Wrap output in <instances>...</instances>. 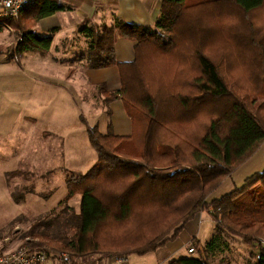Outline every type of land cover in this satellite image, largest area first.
Listing matches in <instances>:
<instances>
[{"label": "trees", "instance_id": "1", "mask_svg": "<svg viewBox=\"0 0 264 264\" xmlns=\"http://www.w3.org/2000/svg\"><path fill=\"white\" fill-rule=\"evenodd\" d=\"M204 6L217 11L218 27L229 13L239 18L240 26L232 25L233 38L245 42L255 73L245 85V97L231 88L220 64L202 46L211 33L209 18L199 15ZM261 8L264 0H162L154 27L121 18L83 27L87 50L77 58L87 68L117 65L120 71L119 88L110 89L105 82L96 85L99 106L112 116L111 104L121 100L133 129L130 134L116 133L110 121L103 133L82 116L98 158L86 172L67 176V198L80 194V210L65 199L58 209L33 221L29 235L50 239L56 246L51 251L67 252L76 264L95 255L146 254L175 239L207 208L215 222L214 235L205 245L195 243L196 255L168 264H213L212 258L230 248L232 237L259 243L251 264H264V171L243 187L208 200L264 141V27L251 16ZM67 9L62 0H34L20 14L37 25ZM19 15H0V33L17 24ZM186 32L194 50L179 41ZM222 33L230 40L224 25ZM118 36L135 42L133 60H118ZM53 39L52 33L40 35L22 27L11 62L21 65L27 52H48ZM172 61L174 73L163 74L170 83H153L156 76L150 77L145 64L160 63L164 70ZM199 117L206 125L197 130L190 122Z\"/></svg>", "mask_w": 264, "mask_h": 264}, {"label": "rangeland", "instance_id": "2", "mask_svg": "<svg viewBox=\"0 0 264 264\" xmlns=\"http://www.w3.org/2000/svg\"><path fill=\"white\" fill-rule=\"evenodd\" d=\"M23 13L18 14L17 24L0 33V248L8 250L20 245L32 244L35 247L54 249L56 246L53 241L41 236L33 237L29 235V229L33 221L58 209L61 202L68 199L66 180L68 174L84 173L97 161V152L88 139L87 125L82 122L80 115L87 121V119L91 120L90 117L95 114L92 106L97 105L94 98L97 96V89L94 92L95 83L93 82L107 80L110 88H114L118 84L119 75L114 68L89 69L84 79L67 80L61 74L63 65L53 58L57 55L54 49L48 56H42L40 52H27L21 60V65L12 63L11 59L16 54L22 27L36 29L40 35L54 33L50 28L55 25L48 20L36 25V22L29 20ZM216 13L214 9L205 6L199 10V15L205 20L209 18L211 23L209 25L205 22L210 26L211 33L203 39L202 46L220 64L221 71L231 88L245 97V85H249L247 81L253 78L252 74L255 75V73L248 60L245 42L240 43L233 38L234 27L240 26L239 18L229 13L218 27ZM211 14H213L212 19ZM195 15L198 16L197 11ZM251 16L260 28L264 27V8L252 12ZM65 17L74 20L73 14H67ZM223 25L226 37L230 34V40L226 39L222 33ZM73 35L74 33L71 34ZM63 36H56L54 45L64 39L65 36ZM184 36L179 40L180 43L194 50L192 41L186 37L187 32ZM66 40L61 43V50L69 47L70 40ZM121 41H125L124 45L128 43L132 51V40ZM129 57L134 58V55L131 54ZM78 64L81 63L78 62ZM154 64V62L145 64L151 72L150 77L156 76L155 81L152 80V82L156 85H168L170 80L164 79L163 74L172 75L176 62H170L164 70H160V63ZM55 67L60 74L50 73ZM74 72L76 74L81 70L77 66ZM39 75H45L48 78L42 81L43 83H56L62 88H68L73 97V108L71 109L70 105L64 107L59 103V97L40 93L43 92L44 86L39 81ZM45 88L49 87L45 86ZM57 94L62 93L57 91ZM40 107L41 112L37 114L36 110ZM42 107L56 108L50 112H43ZM111 107L114 109L115 130L123 133L129 119L123 102L117 100ZM167 108L169 109L166 107L165 110L170 113ZM172 118L175 117L169 119ZM201 118L204 117L195 118L190 122L191 127L197 130L203 128L206 125V119ZM88 123L94 126L92 122ZM100 128L103 131L106 130L101 124ZM46 129H49L50 133H45ZM60 130L63 134L59 132ZM262 171H264V141L250 157L223 180L219 187L208 195V200L220 198L236 188L243 187L253 175ZM260 195L264 199L263 188ZM81 199L82 196L77 194L66 202L78 212ZM201 213L204 220L201 221L199 216L197 224L201 225L204 221H208L204 227V233L205 236L206 234L210 236L206 228L210 227L214 219L207 208ZM200 241L205 244L203 238ZM230 241V248L225 253L212 258L213 264H251L253 254L259 250V243H247L240 237H232ZM186 254L193 256L197 252L187 251Z\"/></svg>", "mask_w": 264, "mask_h": 264}, {"label": "crops", "instance_id": "3", "mask_svg": "<svg viewBox=\"0 0 264 264\" xmlns=\"http://www.w3.org/2000/svg\"><path fill=\"white\" fill-rule=\"evenodd\" d=\"M62 1L65 5L69 7V9L58 11L50 16H47L41 19L39 23H41L44 20H48L49 23L55 25L54 27L50 28L51 31L54 30V33H52L54 35V39L56 38V36L60 37L61 35L65 36V37L63 36L64 39H62L59 43H56L55 45H54V39H53V45L48 52H45V53H41L40 51H34V52H40L42 56H46V55L48 56V54L52 51V49H54L57 55H54L53 58L60 61V63L63 65L61 69V74L64 75L67 78V80H73V78L74 79L75 78L84 79V76L87 74L88 70L89 69L91 70V68H87L84 65L83 61L77 58V56L80 55V52L85 53L87 50L85 38L82 36L80 32L83 27H85L88 24H92V23L112 24L115 18H121L133 24H141V25H144L145 27H154L156 24V21L158 20L160 16L161 4H162V0H62ZM2 8L3 6L0 1V11L2 10ZM67 14H73L74 20H70L66 18L65 16H67ZM58 18H60V20ZM72 33H74L73 36H71ZM66 39L70 40L69 47H67L66 49L57 50L56 47L60 46L61 43H63ZM123 39L128 40V38L126 37L118 36V39L115 45L117 58L119 61L133 60L135 58V42L131 41L132 42L131 43L132 51H131L129 49L128 43L127 45H124L125 41H121ZM131 54L134 55V58L129 57ZM74 59L77 61H75ZM78 62H80L81 64L79 65ZM77 66H78V69L81 70V72L79 73L77 72L75 74L74 70H75V67ZM106 68H109V69L114 68V70L118 72V75H119L118 84L116 87L110 88L107 80L95 81L93 82L95 83L93 87L94 92L96 91V85L99 83H103V82L107 83L110 89H117L121 86L119 67L115 65V66L106 67ZM99 69H102V68H99ZM50 73L57 74V75L60 74V72H58V68L56 67L52 68V71ZM38 78H39V81L41 82V85L43 84L44 86V88H42L43 92L41 91L40 93L59 97V100H60L59 103H61L64 107H68V105H70L71 109L73 108L72 107L73 97H71V94L69 93L68 88H65V87L62 88L56 83H47V82L43 83L42 81L48 79L45 77V75H39ZM45 86H48L49 88H45ZM57 91L61 92L62 94L58 95ZM94 98L97 101L96 102L97 105L93 104L92 106L95 111V114L90 117L92 118L91 120L87 119V121L92 122L94 125H98L99 128L101 124L103 128L106 129L105 131H103L100 128V130L104 133L108 131L109 123L111 121L113 124V129L116 132L115 130L116 123L113 117L114 109L111 107L113 110V113H112V116H110L104 107L99 106L101 103L100 98L98 96H95ZM54 108L56 107H42V111L50 112ZM36 112L37 114L40 113L41 107L40 109H37ZM80 117L82 119L81 115ZM65 118L67 119L68 116ZM128 118H129L127 119L128 124L125 125L126 128L125 130H123V133H119V132H116V133L130 134L132 132V129H133L132 121L129 116ZM44 132L50 133V130L46 129L44 130ZM59 132L63 134L62 130H60ZM88 139H89V135H88ZM201 212L187 223L185 228L180 231L179 235L175 239L167 242L165 245L159 247L158 249L152 252L146 253V254L133 253V254L128 255L127 256L128 264H168V262L171 259L187 257L188 254L186 253L187 251L189 252V247L192 245L195 246V243L199 245H205L215 233V222L212 220L210 227L206 228L207 229L206 232L207 233L209 232L210 236H208V234H206L207 236H205L204 227L208 223V221H204V223H202L201 225L200 223L197 224L199 216H200L201 221L204 220L202 218ZM202 238L205 241V244H203V242L200 241L202 240ZM113 261L114 260L112 257L102 258L100 255H95V256L88 257L85 260H78L77 264H107Z\"/></svg>", "mask_w": 264, "mask_h": 264}, {"label": "built area", "instance_id": "4", "mask_svg": "<svg viewBox=\"0 0 264 264\" xmlns=\"http://www.w3.org/2000/svg\"><path fill=\"white\" fill-rule=\"evenodd\" d=\"M3 6L0 15H18L25 5L34 0H0ZM189 252H196L195 247H189ZM113 262L107 264H128V257L118 254ZM0 264H76L65 251H51L35 247L32 244L20 245L16 248L3 250L0 248Z\"/></svg>", "mask_w": 264, "mask_h": 264}]
</instances>
